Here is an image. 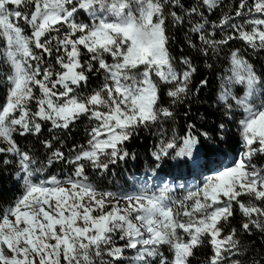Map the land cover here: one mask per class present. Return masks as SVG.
Segmentation results:
<instances>
[{"label": "snow or ice", "instance_id": "1", "mask_svg": "<svg viewBox=\"0 0 264 264\" xmlns=\"http://www.w3.org/2000/svg\"><path fill=\"white\" fill-rule=\"evenodd\" d=\"M222 2L0 0V166L13 167L21 186L0 208V264H191L202 247L209 250L203 264H264V249L241 240L259 234L264 244V165L255 162L264 159V71L247 58L248 49L264 52V0H238L227 10ZM174 28L205 67L219 62L218 139L235 124L240 145L227 159L208 131L187 120L190 107L183 134L175 125L173 109L190 96L198 68L192 57L172 55ZM237 42L244 47H230ZM90 76L102 77L92 89ZM207 84L201 79L197 93ZM85 117L88 138L66 156L55 146L65 140L52 134ZM46 125L42 160L18 137L39 139ZM154 126L155 167L131 190L90 181L89 167L107 172L126 161V142ZM169 159L203 176L187 190L180 185L176 198L173 181L160 175ZM57 162L70 174L46 175Z\"/></svg>", "mask_w": 264, "mask_h": 264}, {"label": "trees", "instance_id": "2", "mask_svg": "<svg viewBox=\"0 0 264 264\" xmlns=\"http://www.w3.org/2000/svg\"><path fill=\"white\" fill-rule=\"evenodd\" d=\"M233 2L238 3V0H223L221 8L227 10L225 6ZM234 10L233 7L232 11L229 12V15H231ZM220 14L221 9L218 8L212 15V19H217ZM186 28L187 25H185V29ZM170 35L174 37V41L170 44L172 55L176 57L181 55L190 56L193 58V63L196 64L198 68L191 81L192 92L190 96L184 103L177 104L173 109L175 112V125L180 133L183 134L186 125L184 114L190 107L191 114L187 117V120L194 122L198 129L208 131L209 134L214 137L213 142L219 145V155L227 159L229 155H234L240 149V145L235 124L227 125L229 131L225 134L224 141L218 139L220 134L217 131V126L224 122L221 119L220 108L216 105V96L219 89V81L217 80V72L220 70L219 62L209 59L207 63L213 64V68L209 69L205 67L204 59L202 57H197L196 53L188 48L184 40V30L174 28L171 30ZM233 46L240 48L244 47L242 42L230 45V47ZM248 53L249 55L247 58L255 64L257 69L264 71V69L261 68V65L264 64V52H261L258 55H252L251 50L248 49ZM221 55H223V53H221ZM3 70L4 69L0 67V71ZM205 78L208 80L207 86L200 88L197 93L196 87L199 84V81ZM101 79L102 77L90 76L88 88H95L100 83ZM4 94L5 88L0 84V99H3ZM160 103L163 105H168L170 103L169 99L163 95V93ZM171 123L172 121L165 123L164 127H169ZM48 127H50V125H46L43 128V133L39 139L33 136L27 138L18 137L21 147L30 149L40 159H45L46 152L41 145V141L49 137L50 134L48 132ZM89 128L90 122L85 117L75 122L68 130L53 133L52 135H57L65 140V146L59 144H56L55 146L61 147V150L67 156L73 144H85L88 138ZM158 133V126H154L150 130L144 128L139 129L138 134L134 135L128 142H126L125 146L130 153L127 160L118 162L114 166H110L107 172H93L89 167L86 174L89 176L90 181L104 190H126L134 177L141 175V173H145L149 168L155 167V162L150 153L153 144L159 139ZM201 145L205 148V151H214L213 149H209L207 145L204 144L203 140H201ZM133 153L135 154L134 158L131 155ZM213 159H218V157L213 156ZM255 162L258 166L264 165V159H258ZM165 165H168L169 168H173L174 171L177 170V172L180 171L185 173L188 170L187 167L178 166V161H173L171 159H169ZM13 172L14 168L11 166L7 170L0 166V208L7 206V204L12 201L21 190L20 184L17 183L14 175H12ZM70 172V166L57 162L48 168L46 175L55 174L58 177L63 178L64 175L70 174ZM40 177L45 178V175H41ZM239 220L240 217L237 215L236 218L231 221L232 226L238 227ZM241 240L243 243L249 241L254 242L255 249H264V244L261 243L259 234L252 236L245 234L241 237ZM208 253L209 250L207 247H202L196 250L195 256L191 258V264H203Z\"/></svg>", "mask_w": 264, "mask_h": 264}, {"label": "rangeland", "instance_id": "3", "mask_svg": "<svg viewBox=\"0 0 264 264\" xmlns=\"http://www.w3.org/2000/svg\"><path fill=\"white\" fill-rule=\"evenodd\" d=\"M165 164L163 165V167L160 171V175L164 176V178L166 180L173 181V183L175 185L174 190H173V198L181 196L182 190L179 187L180 185H184V189L187 190L189 184L195 185V184L199 183L200 180L203 179V176L193 177V175L190 174V169H188L187 172H185V173L180 172V171L177 172V170L174 171L173 168H169L168 165H165ZM181 173H183V174H181ZM208 174H209L208 172L204 173L205 176ZM144 175H145V173H141V175L134 177V179L132 180L130 185L124 191L131 190L133 184L136 182V178L137 177H143ZM40 178L43 179L42 177H40ZM113 191H116V190H113Z\"/></svg>", "mask_w": 264, "mask_h": 264}]
</instances>
